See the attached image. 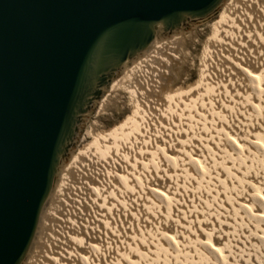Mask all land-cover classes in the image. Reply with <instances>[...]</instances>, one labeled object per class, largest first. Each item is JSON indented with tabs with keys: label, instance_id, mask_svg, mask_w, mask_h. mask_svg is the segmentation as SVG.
<instances>
[{
	"label": "bare ground",
	"instance_id": "6f19581e",
	"mask_svg": "<svg viewBox=\"0 0 264 264\" xmlns=\"http://www.w3.org/2000/svg\"><path fill=\"white\" fill-rule=\"evenodd\" d=\"M231 1H224L215 16ZM220 24L225 36L211 37L212 94L205 103L174 96L184 63L179 47L198 37V26L195 33L157 39L124 66L96 113L126 90L137 96L147 125L135 128V143L125 152L113 150L117 168L109 161L108 166L114 172L96 167L98 159L72 172V153L23 264H116L117 258L120 264H263L264 0H237ZM122 134L128 133L100 138L105 154H112ZM169 166L173 180L166 186L161 171ZM77 194L80 206L73 199ZM160 200L176 201L175 207L168 204L174 208L170 218L168 206L156 203ZM76 204L82 224L69 218ZM58 224L62 234L53 231L43 241V225L50 233L48 228Z\"/></svg>",
	"mask_w": 264,
	"mask_h": 264
},
{
	"label": "water",
	"instance_id": "95a60500",
	"mask_svg": "<svg viewBox=\"0 0 264 264\" xmlns=\"http://www.w3.org/2000/svg\"><path fill=\"white\" fill-rule=\"evenodd\" d=\"M225 0H0V264H23L58 181L126 64Z\"/></svg>",
	"mask_w": 264,
	"mask_h": 264
},
{
	"label": "rangeland",
	"instance_id": "374dc122",
	"mask_svg": "<svg viewBox=\"0 0 264 264\" xmlns=\"http://www.w3.org/2000/svg\"><path fill=\"white\" fill-rule=\"evenodd\" d=\"M236 1L237 0H232L228 4V6L221 13H219L217 16H213L211 19H208L207 21H203L202 23L193 24L190 29L186 30V31L191 32V31H194V29H193L194 26L195 27L198 26L197 27L198 29H196L195 31L198 30L199 35H198V37H193V39H191V40L188 39L185 43H183L179 47V50L183 49V51H181V52H183L182 54H184V56H183V62L184 63H183V67H181V69L179 68L180 69L179 70L180 71V79L177 82V94L174 95L177 98L187 96L190 99H192V98H194L195 100L199 99V101H201V103H205L210 99L212 92H211V86H209V78H210L211 73H210V68H209L208 52H210V50H212V47H213V42L211 39L221 37L218 40V41H220L225 36L223 26L220 24V22L227 15L234 12V6H235ZM209 27L212 28V30L208 29ZM195 31H194V33H195ZM217 31H218V34L216 33ZM176 40H178V39H176ZM159 87L161 88L160 85H158V88ZM184 91H186L187 93ZM101 104H102V102H101ZM101 104H100V106H101ZM97 108L98 107L96 106L95 111L92 114H90L85 121L83 133H82L80 140L77 143V146L74 150V151H76L75 157H74L75 161L69 167V170H71L72 172H77L78 169L87 166L86 164L93 162L95 159H98L96 162V164H97L96 167H102L103 166L102 167L103 171H106L108 168L110 169L111 165H113V168H117V167H115L116 162H114V158H118V155H116L113 152V150H116V151L123 150L124 151L126 148L129 149L128 145L130 146V144L135 143L134 142L135 141L134 134L137 132V131L136 132L134 131L135 128L139 124H142L145 122L144 121L145 117L143 118L144 110L139 105L137 96L130 91L126 92V90H119L118 93H116V95H113V97L110 100V103L106 106V108L104 109L103 112H102V110L100 111V108L98 109L97 113H99V114L96 113ZM101 112L103 115L101 114ZM179 112H181V110H179ZM231 112H233V111H231ZM179 114H181V113H178L177 115L179 116ZM169 117L171 118V116H169ZM168 122H169V119H167V123ZM145 125H147V122L144 123V126ZM119 133H128V134H126L127 136L125 134H124L125 136L122 134L121 135L122 139L119 138V139H117V141H115L116 142L115 146L112 149V154L114 153L113 155L111 154V151H110V154L109 153L105 154V152L107 150L103 149L102 142H101L100 138L101 137H105V138H111L112 137L113 138L114 136L116 137V134L119 135ZM140 137H141V135H140ZM127 139H128V141H126ZM123 151L119 152V155H121L122 153L125 152V151L124 152ZM104 154H105V156H104ZM108 154H109V156H108ZM101 155L103 156V158ZM114 155L116 157H114ZM263 156H264V152H261L260 158ZM108 161H109V163H112L110 166H108L109 165ZM163 162H165V165H167V161H163ZM99 165H101V166H99ZM106 166L108 168L104 169V168H106ZM122 167H124V165ZM168 168H167V170L163 169L161 171L163 173V175L166 173V175H164L165 176L164 180H166L168 177V179L166 180L167 183H165L166 186L167 185L169 186V181L173 180L171 177V174L173 172L172 171L173 168L172 167L170 168V166ZM122 169H124V168H122ZM110 170H113V169L111 168ZM114 171L115 170H113V172ZM152 172H155V171H152ZM199 175L202 176V173ZM185 178L186 177L183 175L182 176L183 181H186V180L188 181V179L187 178L185 179ZM188 178H189V176H188ZM199 178H201V177L199 176ZM103 180H101V181H103ZM170 186H171V184H170ZM74 190L75 189L73 188V191ZM222 192H223V189H222ZM74 193H75V191H74ZM78 195L79 194H77V196ZM73 199H74V201L78 200L76 202H78L77 204L80 206L79 196H78V198L75 196ZM211 199L214 200L215 198L213 197ZM212 200L210 201L209 198H207L208 203L214 202ZM160 201H158L156 203H158V204L163 203L164 206L166 205L165 208H167V206H168V209H166V211L168 210V212L166 213L165 216L170 218L169 216H171L172 215L171 213L174 211V208H171V206L174 205L173 207H175L176 201L175 200H172V201L168 200V201H170V203L168 201H166V202L165 201L163 202L162 200H160ZM171 203H173V205ZM77 204H76V207L73 206L75 209L72 208V210H69L68 207H65L64 210L66 211L65 213H69L68 210L70 211V217L69 218H71L72 220H74L77 223H78V221H80V223L82 224L83 223L81 221L82 219L78 215L80 210H79V206ZM168 204L169 205L171 204V206H169ZM71 212H73L72 215H71ZM148 214H150V213H148ZM73 216H75V218ZM153 216L154 215H152V217ZM153 218L155 219V217H153ZM153 218H150V219H153ZM44 225L42 227V231H41L42 233L40 235V236L43 235L42 240L43 239L46 240L47 238H49L48 236H50L53 231L54 232L52 233V235L53 234H56V235L62 234V232L58 228L60 224H58V226H55V228L53 230H52V227L51 228L49 227L48 229H50L49 230V231H51L50 233L48 232V230L46 231ZM55 230H57V231H55ZM44 233H46V236H44L45 235ZM204 249H205L204 253H206L208 258L215 259L214 256L209 254V252L206 248H204ZM262 249H263V252H262ZM262 249L260 251L262 254L260 253V255H262L261 258L263 257L262 260H264V244L262 246ZM176 251H177V249H176ZM113 261L115 263L116 259ZM117 261H116V264L121 263L120 258L119 259L117 258ZM218 262H219V264H221V263L224 264L223 261H221V260H218ZM243 264H247V263L243 262ZM263 264H264V261H263Z\"/></svg>",
	"mask_w": 264,
	"mask_h": 264
}]
</instances>
